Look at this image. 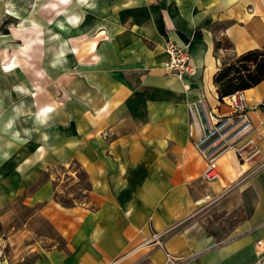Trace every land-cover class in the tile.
<instances>
[{"label":"crops","instance_id":"0c3cea01","mask_svg":"<svg viewBox=\"0 0 264 264\" xmlns=\"http://www.w3.org/2000/svg\"><path fill=\"white\" fill-rule=\"evenodd\" d=\"M47 3L63 4L0 0V17L21 6L37 48L33 67L0 71V264H264V139L251 162L222 154L204 182L187 111L203 99L229 114L214 76L227 52L264 50V0ZM169 41L194 75L164 69ZM244 95L258 126L264 79ZM71 166L87 188L67 206Z\"/></svg>","mask_w":264,"mask_h":264},{"label":"built area","instance_id":"2783aa9c","mask_svg":"<svg viewBox=\"0 0 264 264\" xmlns=\"http://www.w3.org/2000/svg\"><path fill=\"white\" fill-rule=\"evenodd\" d=\"M166 52L168 58L164 63V69L168 73L180 80L195 74L187 48L169 41ZM249 66L252 67V63H249ZM219 101H224L229 106V114H220L209 109L203 99L187 105L188 136L195 150L204 159L205 166L201 179L208 183L218 178L217 159L222 154L231 151L240 162H251L259 154V142L264 139V119L259 121L258 126L254 125L249 116L244 91H236ZM263 108L264 101L252 109ZM262 165L264 164L257 167L260 168ZM164 264H182V261L166 253Z\"/></svg>","mask_w":264,"mask_h":264},{"label":"rangeland","instance_id":"374dc122","mask_svg":"<svg viewBox=\"0 0 264 264\" xmlns=\"http://www.w3.org/2000/svg\"><path fill=\"white\" fill-rule=\"evenodd\" d=\"M58 2H61L63 4L52 6L50 3H47L41 5L39 8H50L51 10L54 9L61 13L64 9L62 7H65L67 4H69L70 0L69 2L68 0H58ZM4 8L5 14H2V16L0 17V71L8 73L13 72L20 67V64L22 66L33 67L34 62L36 61L37 48L34 38L30 36H27L26 38L24 36H21L20 21L16 19L19 17L21 6H19L18 4L11 6L5 5ZM26 8L28 12H33L35 5L28 4ZM7 13L11 14L13 17H8ZM26 27H28V29H35L34 26L29 23V21L27 22ZM4 30L7 31L9 35H2L1 33ZM236 58L237 55L233 54L232 52H227L222 60V66L227 63H231ZM7 67H9L10 69L7 70ZM4 86L6 89L4 90L8 91V86ZM0 88H3L2 84H0ZM69 172L70 175H68ZM59 173L60 180H62L61 185L63 188V193L57 196L58 202L68 206L72 205L73 202L81 201L85 196L84 190L87 188L83 173L79 169H77L76 166H71L68 169L64 170L61 169ZM17 203L18 202H16L15 205H17ZM17 216V219L19 218V216L26 217L28 216V212L26 210L21 211V213H17Z\"/></svg>","mask_w":264,"mask_h":264},{"label":"trees","instance_id":"16d2710c","mask_svg":"<svg viewBox=\"0 0 264 264\" xmlns=\"http://www.w3.org/2000/svg\"><path fill=\"white\" fill-rule=\"evenodd\" d=\"M229 48V45H224ZM220 49L219 46H217ZM252 63V67L249 66ZM264 79V50L253 49L227 63L214 76L218 99L256 86Z\"/></svg>","mask_w":264,"mask_h":264}]
</instances>
